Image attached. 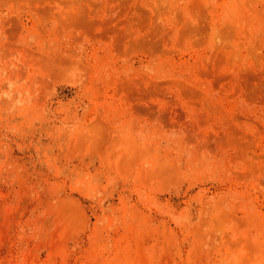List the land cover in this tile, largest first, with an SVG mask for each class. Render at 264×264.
<instances>
[{"label":"rangeland","instance_id":"obj_1","mask_svg":"<svg viewBox=\"0 0 264 264\" xmlns=\"http://www.w3.org/2000/svg\"><path fill=\"white\" fill-rule=\"evenodd\" d=\"M0 264H264V0H0Z\"/></svg>","mask_w":264,"mask_h":264}]
</instances>
